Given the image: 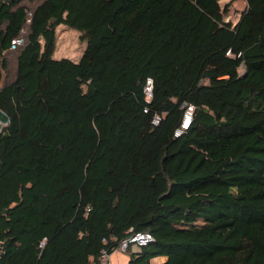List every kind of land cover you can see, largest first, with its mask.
<instances>
[{"label":"trees","instance_id":"16d2710c","mask_svg":"<svg viewBox=\"0 0 264 264\" xmlns=\"http://www.w3.org/2000/svg\"><path fill=\"white\" fill-rule=\"evenodd\" d=\"M245 1L234 23L221 0H0V264H102L137 231L127 264H264V0ZM61 24L78 61L53 57Z\"/></svg>","mask_w":264,"mask_h":264},{"label":"rangeland","instance_id":"374dc122","mask_svg":"<svg viewBox=\"0 0 264 264\" xmlns=\"http://www.w3.org/2000/svg\"><path fill=\"white\" fill-rule=\"evenodd\" d=\"M31 7L32 4L28 3ZM221 4H230L229 12L225 14V18L228 21L236 23L242 14V11L246 7L245 0H221ZM81 32L73 27L61 24L57 27V41L55 51L53 53L54 58L68 57L74 61H78L83 55L87 42L81 37ZM7 123L6 117L0 112V130ZM130 248L136 249L135 246ZM129 249V248H128ZM128 251L125 253L127 254ZM116 255L111 256V264H117Z\"/></svg>","mask_w":264,"mask_h":264},{"label":"built area","instance_id":"2783aa9c","mask_svg":"<svg viewBox=\"0 0 264 264\" xmlns=\"http://www.w3.org/2000/svg\"><path fill=\"white\" fill-rule=\"evenodd\" d=\"M31 11L28 12V15H31ZM30 21V19H28ZM23 33V32H22ZM24 42V36H18L11 42V48L15 49L17 46ZM152 88H153V81L152 79H148L147 85L145 87L146 93L148 98L152 96ZM186 106L180 127L175 130V136H180L184 130L188 129L190 124L193 120V111L194 106L191 104H184ZM154 123H158L159 116L154 118ZM154 240L153 235L150 232L146 231H137L126 237L122 243L120 244L119 248L116 251L126 253L130 246H135V248H140ZM111 256L106 250H103L102 254L100 255V260L102 264H111Z\"/></svg>","mask_w":264,"mask_h":264},{"label":"crops","instance_id":"0c3cea01","mask_svg":"<svg viewBox=\"0 0 264 264\" xmlns=\"http://www.w3.org/2000/svg\"><path fill=\"white\" fill-rule=\"evenodd\" d=\"M116 255L117 257V264H127L129 262V255L119 252V251H115L114 253H112V256ZM167 259L166 256H159L156 257L152 260L153 264H159L164 262Z\"/></svg>","mask_w":264,"mask_h":264}]
</instances>
